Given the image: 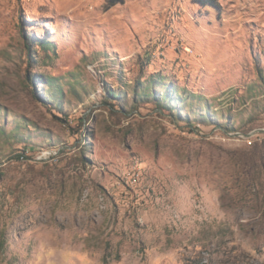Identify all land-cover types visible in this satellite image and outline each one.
Returning <instances> with one entry per match:
<instances>
[{
    "label": "rangeland",
    "instance_id": "1",
    "mask_svg": "<svg viewBox=\"0 0 264 264\" xmlns=\"http://www.w3.org/2000/svg\"><path fill=\"white\" fill-rule=\"evenodd\" d=\"M0 0V264H264V0Z\"/></svg>",
    "mask_w": 264,
    "mask_h": 264
},
{
    "label": "trees",
    "instance_id": "2",
    "mask_svg": "<svg viewBox=\"0 0 264 264\" xmlns=\"http://www.w3.org/2000/svg\"><path fill=\"white\" fill-rule=\"evenodd\" d=\"M124 0H107V4H106V8H109L110 6L118 3V2H123ZM200 1L202 3H211V4H216V0H197Z\"/></svg>",
    "mask_w": 264,
    "mask_h": 264
}]
</instances>
